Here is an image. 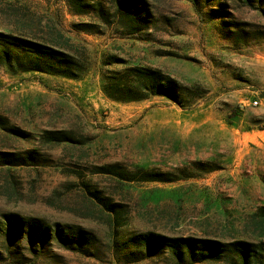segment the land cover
<instances>
[{"label": "rangeland", "instance_id": "374dc122", "mask_svg": "<svg viewBox=\"0 0 264 264\" xmlns=\"http://www.w3.org/2000/svg\"><path fill=\"white\" fill-rule=\"evenodd\" d=\"M86 1L89 11L75 13L67 0H0V29L57 41L62 33L89 54L87 71L76 79L0 67V115L29 133L22 137L0 127V218L11 212L50 226L80 224L97 234L98 249L92 256L55 243L35 256L14 243L0 264H168L112 256L114 225L87 189L123 209V241L147 230L220 238L253 234L250 214L264 204V0H254L256 7L226 0L228 19L242 31L237 36L220 16H208L207 0L200 12L189 0H147L149 26L130 35L96 17L92 6L111 10V0ZM81 21L97 22L102 30H75L72 23ZM106 52L159 67L203 96L184 107L159 95L113 101L101 89ZM48 128L68 129L81 142L45 144L39 133ZM105 163L174 171L180 178L120 181L91 172ZM210 166L215 168L206 171ZM129 244L131 250L140 247ZM124 247L121 242L118 250Z\"/></svg>", "mask_w": 264, "mask_h": 264}, {"label": "trees", "instance_id": "16d2710c", "mask_svg": "<svg viewBox=\"0 0 264 264\" xmlns=\"http://www.w3.org/2000/svg\"><path fill=\"white\" fill-rule=\"evenodd\" d=\"M197 10L203 0H189ZM209 17L220 16L222 22L228 24L229 30L235 36L242 31L228 17L231 10L227 8L226 0H207ZM242 4L256 7L254 0H241ZM73 12L85 13L91 7L86 0H67ZM96 17L104 25H116L124 34L140 32L149 26L151 7L147 0H111V10L101 4L92 6ZM217 12L212 14V12ZM72 27L86 33L101 32L99 23L90 21L73 22ZM234 28V29H233ZM242 29V28H241ZM62 41L54 37L24 34L0 29V67L11 74L41 73L66 78H80L89 67V54L83 45L72 43L69 37L58 33ZM65 38H64V37ZM236 40L233 37V40ZM101 89L103 94L117 102H131L147 99L151 96H167L179 106L190 105L203 94L191 93L193 85L180 82L170 73L159 67L130 62L127 58L114 52H106L101 57ZM5 117L0 115V127L18 136L26 137L29 133L17 126L7 125ZM39 139L45 144L62 142H81L68 129H44L39 133ZM210 164L196 161L193 165ZM215 167L210 166L209 171ZM92 173L117 177L123 181H173L180 178L174 171L152 170L143 167L123 169L115 163L96 164ZM86 186V183H83ZM89 199L106 211L113 223L111 238V254L118 260L121 253L123 262L141 259H161L168 264H193L202 262L208 264H264V204L250 214L256 222L253 234H230L228 237L202 235H172L155 230L133 232L123 241L118 236V227L125 224L122 219L123 209L110 196L100 195L89 190ZM0 236L5 241L0 249V259L3 253H10L9 248L16 243L22 248H28L32 254L41 255L47 248L57 243L59 247L79 251L94 256L98 249L97 234L80 224L55 223L54 226L43 223L36 217H21L18 214L6 212L0 218ZM24 241V242H22ZM124 249L118 250L120 243ZM129 242L140 244V247L130 249ZM137 254V255H134Z\"/></svg>", "mask_w": 264, "mask_h": 264}, {"label": "built area", "instance_id": "2783aa9c", "mask_svg": "<svg viewBox=\"0 0 264 264\" xmlns=\"http://www.w3.org/2000/svg\"><path fill=\"white\" fill-rule=\"evenodd\" d=\"M252 103H253V104H256V103H257V100H256V99H254V100L252 101Z\"/></svg>", "mask_w": 264, "mask_h": 264}]
</instances>
